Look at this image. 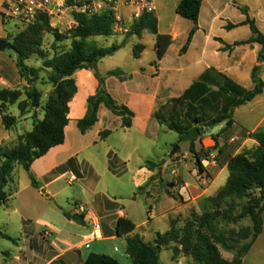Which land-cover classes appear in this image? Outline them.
<instances>
[{"label": "rangeland", "instance_id": "obj_1", "mask_svg": "<svg viewBox=\"0 0 264 264\" xmlns=\"http://www.w3.org/2000/svg\"><path fill=\"white\" fill-rule=\"evenodd\" d=\"M236 1L239 6L244 2L251 4V0ZM153 2L155 5L154 15L159 23V33L174 34L175 36L174 43L166 57L165 68L170 69L175 63L181 75L190 79L197 76L198 71L202 70L204 66L219 68L231 64L232 61L240 62L243 66L242 73L246 79L243 86H248L251 81L250 66L255 58L251 48L244 46L237 49V54L233 57L236 59L233 60L228 53L221 50L222 45L219 41L212 40L205 44L206 56L199 63L198 58H200L201 49L204 46L203 37L200 35L195 42V50L189 56L181 57L179 53L186 44L189 35L187 25L192 24L191 21L176 13V8L181 0H153ZM209 3L208 0V4L203 7L200 22L203 27L211 26V33L215 37L221 38L227 45L251 37L249 26L239 28L231 33L224 29L223 23L227 24L238 18L232 10V2L215 0L216 10L221 12V17L216 20L213 19L214 15L210 11ZM260 6L262 9L258 13V6L251 4L252 12L249 16L264 34V0ZM4 15L5 12L0 1V38L12 43L13 38L18 36L25 27L7 15H5L6 22L3 24ZM50 29H59L61 33L69 30L65 24H57L54 21H50ZM125 34L126 32L116 31L114 36L97 37L91 41L100 47H110L121 44L125 39ZM41 41V51L48 58H52L56 53L68 51L71 47L70 40L55 42L51 30L42 34ZM155 42L156 37L149 33H144L141 38L132 37L114 56L102 59L92 72H98L104 76L111 70L121 68L125 72L133 74L144 68L146 75L145 77L138 76L135 79L134 89L148 92L156 85H165V78L157 81L151 73L153 68L151 69L150 64L157 60ZM139 45L144 46L145 50L140 59H135V48ZM9 56L11 62L16 60V54L13 51L0 52L2 59ZM26 64L39 68L43 66V60L35 54ZM200 64L201 66H198ZM9 65L12 67L11 63ZM7 67L5 69L8 70ZM9 73L12 72L8 70ZM261 74L264 80V68H262ZM76 75V79H81ZM0 76H2L1 72ZM14 76L17 75L13 74L12 77L14 78ZM164 76L167 74L164 73ZM12 77L9 76V79L12 80ZM42 77H45V73H42ZM4 87L6 86L0 82V88ZM82 87L85 89L81 91V96L79 94L78 105L90 90L89 82L84 81ZM11 88L20 90L22 97L20 105L9 106L3 110L0 108V148L3 149L13 148L24 135L33 129L35 114L39 119L44 116L41 109L38 111L33 109L27 99L26 91L33 88L38 89L43 95V105L52 92V87L43 84L42 81L28 86L26 81L20 79ZM113 96L121 101L119 93H114ZM133 102L139 109L138 114L141 113L142 109L144 110L141 99L135 98ZM249 110L250 108H242L236 112L233 117L236 126L227 131L225 139L221 140L219 144V148L224 145H227L228 148L218 161L215 160L218 158V150H215L210 158L204 157L202 168L195 162L191 143L182 142L179 134L165 128L157 132L155 128L153 129V126L156 125V120L153 118L150 120V127L146 133L140 130L139 125L123 128L119 119L116 120L109 116V111V114L100 115V123L85 136L79 132L77 123H73L68 132V139L70 154L74 155L75 161L69 163L68 168L73 171L78 181L69 185L70 176H68L50 188L51 191L64 189L53 199L48 197V192L39 194L32 188L30 174L33 175V171L27 172L23 167L16 166L13 180L6 188L12 196L6 204L0 206V264H44L54 253L51 243L55 239V234L59 237L57 242L63 243L66 232L78 231L77 227L81 225V219L75 221V226H71L68 218L71 210H74L76 206L78 208L83 206L90 212L95 210L91 193L81 184V178L84 177L89 185L95 187L98 196L97 208L104 205V200L116 201L118 207L124 206L127 209L138 228L128 236L120 237L117 242H94L82 250L83 255L87 258L91 253L100 252L112 256L121 264H134L127 254L126 241L128 237L138 236L145 244L156 245L158 237L165 235L172 228L181 232L194 213L203 215L211 209V205L206 199L217 195L226 184L228 171L225 164L228 155L239 153L245 146H252L251 142L243 146V139L229 143L231 140L229 136H239L241 127L244 126V119H248ZM5 115L11 122L9 129L5 126ZM213 116L215 114H212ZM259 117L260 110L252 115L245 127L252 130ZM142 118L143 116H140L139 121H142ZM224 127L225 123L204 131L197 138L194 150L200 151L201 148L214 147L215 142L212 137L218 135ZM105 129L111 133L107 138L100 139L99 133ZM176 148H178L177 152L172 154ZM45 181L46 179H43L41 183ZM238 213L239 210L235 215ZM70 216L75 217L73 213ZM251 226L250 219H244L235 224L220 223L218 225L219 229L228 236L233 230L239 231ZM45 232L48 234L46 235ZM5 236H9L11 239ZM161 246L160 264H197L192 257L181 253V246L177 243L171 242ZM220 252L222 257L229 261L235 256V253H229L223 249H220ZM55 264L61 263L56 262ZM243 264H264V235L244 258Z\"/></svg>", "mask_w": 264, "mask_h": 264}, {"label": "trees", "instance_id": "obj_2", "mask_svg": "<svg viewBox=\"0 0 264 264\" xmlns=\"http://www.w3.org/2000/svg\"><path fill=\"white\" fill-rule=\"evenodd\" d=\"M72 2V0H68ZM204 0H181L176 8V13L191 21L194 26L191 29L187 42L181 49L185 54L197 33L199 18ZM244 15L248 11L241 8ZM4 15V22H6ZM77 25L61 33L59 29H50V19L42 15L33 25L25 26V29L13 38V52L16 54V67L21 80L32 86L38 81L50 85L52 92L45 105L42 104L43 95L38 89H28L27 99L34 110H42V119L34 116L33 129L24 135L19 143L13 148H0V206L6 204L12 194L6 190L13 180L16 166H21L27 172L37 160L46 156L51 149L61 146L65 142V129L69 125L70 103L78 93L75 75L82 70L94 71L98 63L108 57L114 56L120 51L132 37H142L144 33L156 37L155 51L157 61L153 65L157 68L168 48L172 45V37L168 34L159 33L158 19L154 14L144 13L135 20L125 34L121 44L110 47H100L91 41L97 37H111L115 35L114 17L111 12L88 17L76 15ZM252 32V37L247 41L236 42L234 45H226V51H232L234 47L243 45L259 44L262 49L258 55V65L254 67L252 78L255 88L247 91L234 84L225 76L219 74L224 80V85H219L218 91H212L208 77L210 72L204 73L185 94L173 99L162 106L154 115L156 121L175 132L182 138L195 126L212 129L225 123V127L213 136L214 147L195 151V142L191 143L196 164L202 168L204 157L209 158L218 150L221 156L228 148H219V138L233 125L232 108L239 107L262 94L264 83L260 78V70L264 64V34L258 29L256 22L249 16L244 22ZM239 25L228 24L227 30H232ZM51 30L55 42L70 40L71 47L68 51L56 53L48 58L41 51L42 34ZM217 41L222 42L221 39ZM145 47L139 45L135 48L134 58L139 59ZM38 55L43 60V66L30 67L26 62L33 55ZM141 72H145L142 68ZM45 73V77H42ZM98 87L94 95L88 97L86 102V114L77 122V128L85 135L98 122V113L103 105L115 116L122 120L123 128H131L135 113L126 105L119 104L108 92L106 81L109 78H117L122 82L132 79V75L123 69L117 68L101 75L95 72ZM22 92L9 87L0 88V108L3 110L9 106L20 105ZM230 103L221 109L222 104ZM213 101V102H212ZM211 108V115L207 111ZM221 109V110H220ZM212 114L215 116L212 117ZM217 114V115H216ZM5 126L11 127V122L4 116ZM110 131L100 133V138L105 139ZM248 137L255 141L251 147H243L237 154H229L226 160L228 179L224 187L217 195L206 200L211 209L203 215L193 214L181 232L172 228L168 233L159 236L156 245H147L141 238H127V254L134 264H160L159 254L163 245L171 242L181 246V253L190 256L197 264H243L244 258L264 231V132L249 133ZM31 184L40 189V185L34 175L30 174ZM239 210V213H235ZM77 220L81 219L76 215ZM244 219H250L252 226L242 228L239 231H231L229 236L219 229L220 223L235 224ZM136 229V225L129 219L120 218L117 221L116 231L119 237L128 236ZM11 239L9 236H5ZM220 249L229 253H235L229 261L222 257ZM177 252V250H176ZM82 264H121L112 256L106 254L91 253Z\"/></svg>", "mask_w": 264, "mask_h": 264}, {"label": "crops", "instance_id": "obj_3", "mask_svg": "<svg viewBox=\"0 0 264 264\" xmlns=\"http://www.w3.org/2000/svg\"><path fill=\"white\" fill-rule=\"evenodd\" d=\"M229 1L233 3L232 10L235 12L236 16L238 17L233 22H230V24L239 25L238 27H236L232 30H227L226 26L229 23H227V24L223 23L224 29H226L228 32L231 33V32L238 30L239 28L248 26V25H244V22L247 20V17L252 12L251 4L253 6H258L257 12L260 13L261 9H262V7L260 6V3L263 0H251V2H250L251 4H249L248 2H244L240 6H239V4H237L236 0H229ZM209 2H210L209 3L210 11H212V13L214 15L213 19L216 20L219 17H221V12L216 10L215 0H212V1L209 0ZM206 4H208V0H204V2L202 4L200 18H201L203 7ZM241 8L247 9L248 16L243 14ZM200 18H199V23H198L199 29H198L197 33L195 34V36L193 37L192 42L188 48V51L185 54L179 53V55L181 57L189 56L191 54V52L195 50V42H196L197 38L200 35H202L204 46L201 49V56H200V58H198L199 63H201L203 58L206 56L205 44L212 41V40L217 41V39H221V38L215 37L211 33V29H210L211 26L209 28L203 27L201 25ZM3 24H4V21H3ZM193 26H194L193 23L191 25H187V29H189V33H190L191 29L193 28ZM168 35H170L172 37V41H173L172 44H173L174 38H175L174 34H168ZM251 37H252V32H251ZM250 38H248L246 40L235 41L233 44H230V45H234L236 42L247 41ZM220 43L222 45L221 50L228 53L229 57H232V58L234 56H236L237 49H240L244 46L251 48L252 52L255 55V58L253 60L252 65L250 66L251 81L248 83L247 87L243 86V84L246 83V79L244 78V75L242 73V67L243 66L241 65L242 63H240V62L236 63V62L232 61L231 64L223 66V67H219V68L209 66V65L204 66V68H202V70L198 71L197 76L190 78V79L189 78L187 79L184 75H181V72L179 71L178 68H176L175 63L172 65L173 67H171L170 69L165 68L164 64L166 61L168 51H169L170 47L172 46L171 45L168 48L164 58L158 62L157 68L153 65V63L156 62L157 60L153 61L150 64L151 69L153 68V70L151 72L152 77L154 79H156L157 81L165 78L166 79V81L164 82L165 85H163V84L156 85V87L154 89L148 90V92L147 91L140 92V90L134 89L133 84L135 82V79L138 76L145 77V75H146V70H145V72H141V69H142L141 68L138 71V73L130 74V73L126 72V73L132 75V79L129 81L122 82L119 79L114 78V77L107 79V81H106L107 90L112 96L114 95V93L115 94L119 93L121 95V96H119V97H121V101H118L114 96H113V98L115 100H117L119 104H123V105L128 106L135 113V118L133 119V126L139 125L140 130L144 133H146L150 127V120H152V118L154 120H156L154 118V115L162 106L166 105L167 103H169L173 99H178V98L182 97L185 94V92L188 89H190V87L195 82H197L200 79V77L204 73H206L207 71L210 72V75L208 77V81L210 83V87H211L212 91H218L219 90L218 86L225 84V80L221 76H219V74L225 76L230 81H232L234 84L240 86L241 88H243L247 91L253 90L255 88V83H254V80L252 78V73H253L254 67L258 65V55L262 49V46L259 44L243 45V46L234 47V49L232 51H226L224 49L225 46L227 45L226 42L224 40H222V42H220ZM9 58H10V56L7 57L6 59L0 58V63H2V65H0V72L2 73V76H0V82L3 83L6 87L11 88V87H14L15 82L20 80V77H19L18 70L16 67V62L15 61L11 62L9 60ZM235 59L236 58H233V60H235ZM10 63L12 64V67H11V65H9ZM6 66H8L7 67L8 70L12 73L8 74V70L5 69ZM198 66H201V64ZM164 68H165V70H164ZM262 68H264V64H262L261 70H260V78L264 83V80L261 76L262 75L261 74ZM164 73H166L167 76H164ZM13 74L17 75V76H14V78H13L12 77ZM77 75H78V77L80 76L81 79H79V78L76 79L77 80L76 81L77 86H78V93L75 96V98L72 100V102L70 103V114L68 116L70 121H69V125L65 129V142L63 145L57 146V147L51 149L50 152L46 156H44L43 158L34 162V164L31 167V171L34 172L33 175L36 177L37 181L40 184V189L34 188L31 184L32 188L34 190H36L39 194H41L42 191L45 190V193L46 192L49 193L48 197H51L53 199L56 198L64 189L51 191L50 188H52L53 186H56L59 182H61L64 178H66L68 176H70V178L68 179L69 185L75 184L78 181L77 178L75 177L73 171L70 168H68L69 163H72L73 161H75L74 155L70 154V149H69L70 144H69V139H68V132L71 129V127L73 126V123H77L80 119H82L85 116L87 99L89 96L95 94L97 87H98V80L96 79L94 73L91 70H82V71L78 72ZM9 76L12 77V80L9 79ZM83 78H84V80H83ZM167 78H168V80H167ZM84 81L89 82L90 90L88 91V94L82 99L81 104L78 105L79 97L81 96V93H82L81 91L83 89H85L84 87H82V83H84ZM79 94H80V96H79ZM135 98H140L142 103H143V106H144V110L142 109V112L139 114H138L139 109H138L137 105L133 102ZM229 103H230V100L227 101V104L226 103L222 104L221 109L224 106L226 107ZM242 108H250L248 119H244V121H243L244 126L241 127V131L239 132L238 137L229 136L231 138L229 143L235 142V140H240V139L242 140L243 139V141H244L243 146L245 144H248L249 142H251L252 145H254L255 141L250 139L248 137V134L254 133V132H264V89H263L262 94H260L256 98H254L252 101L247 102V103H245L239 107L232 108L231 113H232L233 125L231 128H234L236 126V121L233 119V117L235 116L236 112H238ZM259 110H260V117L258 118V122L255 124V126L253 127L252 130H249L248 128L245 127V124H246V122L250 121L249 119L252 118V115L256 111H259ZM108 111L109 110L105 106L102 105L100 107L99 113H98L97 124L100 123V117H101L100 115L101 114H103V115L109 114ZM109 112H110L109 116L113 119H116V120L119 119V121L121 122V125H122L121 118L115 116L111 111H109ZM211 113H212L211 108H209L207 111L208 116L211 115ZM140 116L141 117L143 116L142 121H139ZM156 122H155L156 125L153 126V129L155 128V130L157 132H160V130L162 128H165L168 130V128H166L165 126H161L158 122H157L158 123V125H157ZM195 127L200 128L199 126H195ZM91 130H89L86 134H88ZM103 131H109V130L105 129ZM103 131H101V132H103ZM100 133H99V138H100ZM226 133H228V132H226ZM226 133L223 134L218 139L219 143H221V140L225 139ZM85 135H83V136H85ZM195 141H197V139ZM63 155H66V156L62 157ZM219 157L220 156L218 155V158L215 160L218 161ZM206 163H208V162H206ZM72 177L76 178V180L74 182L71 181ZM43 179H46V181L41 183V181ZM81 180H82L81 184H83L86 188H88L89 192L91 193L93 208L95 210H94V212H90L89 210H87L83 206H80L79 208H78V206H76L74 210H71L72 211L71 214L73 213V215H75V217L73 218V217L68 216L69 224L71 226H75V221L77 220L76 215H77V216L81 217V225H79V227H77L78 231L70 230L69 232H66V237L64 238L63 243L57 242L58 241L57 239L59 237L57 236V234L54 235L55 239L51 243V248L54 250V253L44 264H55L56 262H60L61 264H82L88 258V257L85 258L82 250L86 247L88 248V245L90 246L94 242L95 243L96 242L97 243L117 242L118 240H120V237L118 236L117 231H116L118 219L126 218V219L131 220L136 225V223L134 222V220H132V217L128 213L127 209L124 208V206L118 207L116 201L109 202L107 200H104L103 201L104 205L103 206L100 205L99 208H97L98 207V196L96 195L94 185H89V183L85 177L81 178ZM113 200H115V198H113ZM263 220H264V214H263ZM136 228H138V225H136ZM45 234L47 235L48 233L45 232ZM263 235H264V231L260 235V237L258 238L256 243L259 242V240H261ZM126 243H127V241H126ZM96 254H102V253L97 252Z\"/></svg>", "mask_w": 264, "mask_h": 264}, {"label": "built area", "instance_id": "obj_4", "mask_svg": "<svg viewBox=\"0 0 264 264\" xmlns=\"http://www.w3.org/2000/svg\"><path fill=\"white\" fill-rule=\"evenodd\" d=\"M7 17L20 24L33 25L45 15L50 21L65 24L68 29L77 25L76 15L88 17L111 12L114 31L128 32L130 25L144 13H155L153 0H0ZM126 12L127 15H126ZM75 177L71 178L74 182Z\"/></svg>", "mask_w": 264, "mask_h": 264}, {"label": "water", "instance_id": "obj_5", "mask_svg": "<svg viewBox=\"0 0 264 264\" xmlns=\"http://www.w3.org/2000/svg\"><path fill=\"white\" fill-rule=\"evenodd\" d=\"M14 46L12 43L1 39L0 38V52H5V51H13ZM209 129H202L195 127L189 132H187L183 137H182V142H187V143H194L197 138H199L204 131H208ZM178 148H176L172 154H175L177 152ZM42 193L45 194V190L42 191ZM69 217H72L69 215ZM74 218V217H73Z\"/></svg>", "mask_w": 264, "mask_h": 264}]
</instances>
